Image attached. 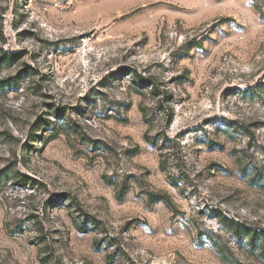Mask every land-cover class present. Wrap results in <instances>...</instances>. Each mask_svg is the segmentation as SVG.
<instances>
[{
	"label": "rangeland",
	"instance_id": "1",
	"mask_svg": "<svg viewBox=\"0 0 264 264\" xmlns=\"http://www.w3.org/2000/svg\"><path fill=\"white\" fill-rule=\"evenodd\" d=\"M3 53L0 264H264V0H0Z\"/></svg>",
	"mask_w": 264,
	"mask_h": 264
},
{
	"label": "trees",
	"instance_id": "2",
	"mask_svg": "<svg viewBox=\"0 0 264 264\" xmlns=\"http://www.w3.org/2000/svg\"><path fill=\"white\" fill-rule=\"evenodd\" d=\"M13 54H9L8 53H3L2 56L0 57V61L2 63H6V62H10L11 60H13ZM13 82V78H8V79H3L0 80V85H7L9 83ZM57 110L55 111V114H57ZM67 125V124H65ZM57 136V133L55 132H51V134L48 135V137L44 140V143L50 141L51 139H53L54 137ZM235 233L239 234L240 229L238 227V225H235ZM247 236H249L250 238V242L254 247H257V249H259L261 251V253H264V230H259V231H255V230H248V232L246 233Z\"/></svg>",
	"mask_w": 264,
	"mask_h": 264
}]
</instances>
